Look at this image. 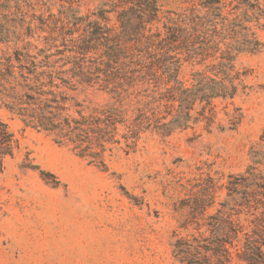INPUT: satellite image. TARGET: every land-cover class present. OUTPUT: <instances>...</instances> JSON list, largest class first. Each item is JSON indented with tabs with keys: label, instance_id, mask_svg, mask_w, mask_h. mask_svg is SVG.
<instances>
[{
	"label": "trees",
	"instance_id": "1",
	"mask_svg": "<svg viewBox=\"0 0 264 264\" xmlns=\"http://www.w3.org/2000/svg\"><path fill=\"white\" fill-rule=\"evenodd\" d=\"M45 1L46 11L65 2L59 21L53 28L43 12L42 46L27 42L14 55L0 57V104L25 126L51 134L104 170L108 144L119 142V124L129 147L147 131L169 135L190 127L199 119L197 105L235 97L236 57L263 45L252 29L263 14L252 0H204L178 12L163 10L159 0H106L92 15L81 14L75 0ZM11 2L0 0L3 7ZM207 57L217 61L184 86V61ZM92 87L107 92L112 103L87 112L89 106L72 92ZM162 92L172 93L176 114L155 125L144 100L154 94L163 100ZM13 154L14 135L0 122V173ZM263 166L264 128L246 169L229 175L220 200L210 184L186 200L187 215L173 234L177 261L264 264Z\"/></svg>",
	"mask_w": 264,
	"mask_h": 264
},
{
	"label": "rangeland",
	"instance_id": "2",
	"mask_svg": "<svg viewBox=\"0 0 264 264\" xmlns=\"http://www.w3.org/2000/svg\"><path fill=\"white\" fill-rule=\"evenodd\" d=\"M104 1L75 0L74 5L92 15ZM202 1L159 3L178 12ZM252 1L263 14L260 24L252 25L263 45L236 57L235 97L197 105L199 119L190 127L169 135L147 131L130 147L119 124V142L108 144L105 154L108 170L51 134L25 126L0 104V122L14 135V154L5 158L0 173V264H182L173 256L172 242L187 215L186 200L206 184L220 200L229 175L246 169L264 128V0ZM44 2L0 3V57L14 55L27 42L42 46L43 12L55 28L65 3L46 11ZM110 24L117 28L115 14ZM216 61L185 60L180 80L191 87L193 74ZM72 93L89 106L87 112L112 103L97 88ZM153 96L144 100L151 122L170 121L177 107L172 93L162 92L163 100Z\"/></svg>",
	"mask_w": 264,
	"mask_h": 264
}]
</instances>
